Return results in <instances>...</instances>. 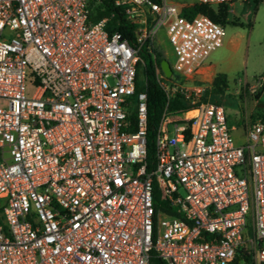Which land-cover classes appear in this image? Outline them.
<instances>
[{
  "label": "built area",
  "instance_id": "built-area-1",
  "mask_svg": "<svg viewBox=\"0 0 264 264\" xmlns=\"http://www.w3.org/2000/svg\"><path fill=\"white\" fill-rule=\"evenodd\" d=\"M90 2L0 0V264H264V120L237 143L223 105L202 100L210 85L183 82L222 25L115 0L131 45ZM161 27L174 61L170 77L154 68L167 101L147 160L139 51ZM175 93L196 106L168 115Z\"/></svg>",
  "mask_w": 264,
  "mask_h": 264
},
{
  "label": "rangeland",
  "instance_id": "rangeland-1",
  "mask_svg": "<svg viewBox=\"0 0 264 264\" xmlns=\"http://www.w3.org/2000/svg\"><path fill=\"white\" fill-rule=\"evenodd\" d=\"M172 1L185 5L197 2ZM210 5L215 7L217 4ZM229 6L228 22L222 25L223 43L209 53L202 66H209L207 76L210 80L213 73H224L227 77L224 91L211 94L209 89L207 98L223 105L229 125L235 128L232 134L240 143V133L245 124L264 116V108L261 107L264 105V0L257 5L255 0H235ZM154 39L163 53L166 49L172 52L163 27ZM165 58L170 64L174 61L173 54H167ZM183 82L186 85H208L189 79ZM31 92L32 88L27 87V94ZM180 193L184 195L182 189Z\"/></svg>",
  "mask_w": 264,
  "mask_h": 264
},
{
  "label": "trees",
  "instance_id": "trees-1",
  "mask_svg": "<svg viewBox=\"0 0 264 264\" xmlns=\"http://www.w3.org/2000/svg\"><path fill=\"white\" fill-rule=\"evenodd\" d=\"M159 1V0H154ZM261 0H255L257 5ZM124 6L115 5V0H91L90 2V20L97 22L101 18L107 17L106 29L109 32L119 31L123 38L131 45L135 43L136 24L132 23L124 13ZM229 4L220 3L212 7L208 3L194 2L182 6L181 13L186 18H192L197 14L208 16L212 21L224 25L228 22ZM140 58L143 64H139L136 91L145 90L147 93V160L153 157V134L157 123L162 116L166 97L164 92L158 86L154 78L155 66H160L161 60L165 58L163 52L158 47L155 39L147 38L140 47ZM142 78H145L146 85H142ZM227 86V77L224 73H216L210 83V93L223 92ZM208 91L202 97L207 100ZM216 102V101H213ZM218 103V102H216ZM197 102L192 103L183 95L175 93L168 101L166 112L168 115L177 116L193 109ZM134 114L132 112L131 117ZM254 119V115H252ZM264 120V116L260 117ZM155 200H159V194L156 192ZM150 264H166L163 260L152 258Z\"/></svg>",
  "mask_w": 264,
  "mask_h": 264
},
{
  "label": "crops",
  "instance_id": "crops-1",
  "mask_svg": "<svg viewBox=\"0 0 264 264\" xmlns=\"http://www.w3.org/2000/svg\"><path fill=\"white\" fill-rule=\"evenodd\" d=\"M182 6H184L185 4H181ZM187 5V4H186ZM164 56L166 57L167 54L169 55H172V52L168 51V49H166L165 53H163ZM209 71V66H201L199 69H198V72L197 74L195 75V77L193 79H189V80H196V81H199V82H204L206 84H209L210 85V77L207 76V73ZM215 75V73L212 74V76ZM246 127V125H245ZM244 127V129H245ZM243 129V130H244ZM241 130V132L243 131ZM235 131V130H234ZM240 137H241V133H240Z\"/></svg>",
  "mask_w": 264,
  "mask_h": 264
},
{
  "label": "water",
  "instance_id": "water-1",
  "mask_svg": "<svg viewBox=\"0 0 264 264\" xmlns=\"http://www.w3.org/2000/svg\"><path fill=\"white\" fill-rule=\"evenodd\" d=\"M160 67H161L165 76L170 77L172 75V69H171L170 64L166 58L161 60ZM261 107L264 108V105H261Z\"/></svg>",
  "mask_w": 264,
  "mask_h": 264
}]
</instances>
